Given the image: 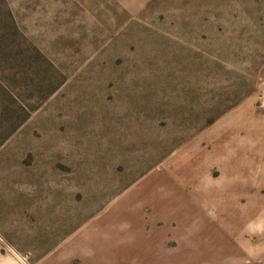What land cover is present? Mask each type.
<instances>
[{"label":"rangeland","instance_id":"374dc122","mask_svg":"<svg viewBox=\"0 0 264 264\" xmlns=\"http://www.w3.org/2000/svg\"><path fill=\"white\" fill-rule=\"evenodd\" d=\"M0 264H264V0H0Z\"/></svg>","mask_w":264,"mask_h":264}]
</instances>
